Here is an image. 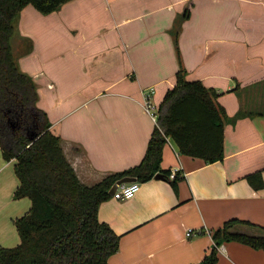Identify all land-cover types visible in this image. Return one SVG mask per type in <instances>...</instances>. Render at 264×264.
<instances>
[{"label":"crops","instance_id":"obj_1","mask_svg":"<svg viewBox=\"0 0 264 264\" xmlns=\"http://www.w3.org/2000/svg\"><path fill=\"white\" fill-rule=\"evenodd\" d=\"M16 33L19 49L27 37L32 41L19 67L33 78L36 104L84 184L140 161L155 124L142 92L152 87L157 104L179 66L185 79L216 90L229 117L217 160L181 153L166 136L159 165L178 166L174 187L153 175L139 180L131 197L117 199L110 189L118 178L112 183L97 212L119 234L108 264H192L223 220L264 227V0H66L47 13L28 3ZM13 163L0 149L4 246L19 242L13 219L30 206L29 197H13L19 182ZM257 169L262 185L254 188L244 175ZM214 264H264V251L223 240Z\"/></svg>","mask_w":264,"mask_h":264},{"label":"trees","instance_id":"obj_2","mask_svg":"<svg viewBox=\"0 0 264 264\" xmlns=\"http://www.w3.org/2000/svg\"><path fill=\"white\" fill-rule=\"evenodd\" d=\"M65 1L0 0V149L4 159H14L19 182L13 197L30 199L28 210L13 219L20 240L11 246L0 245V264H108V256L118 248L119 234L97 212L117 178L131 175L142 181L160 172L168 179L169 169L159 165L166 136L179 152L205 162L222 156V128L229 117L215 99L216 90L198 79H185L179 66L173 84L157 103V119L140 161L91 185L81 182L64 154L60 136L50 129L45 110L36 104L33 78L19 67V54L32 41L27 37L16 54L11 46L24 5L30 3L47 13ZM185 13L186 8L180 18ZM179 23L177 19L172 30L174 41ZM240 114L237 111L232 118ZM244 176L252 187L262 185L259 169ZM174 178H169L173 187ZM240 225L263 228V233L236 229ZM210 235L212 244L192 264H214L216 246L223 240H237L264 251V227L247 219L227 218Z\"/></svg>","mask_w":264,"mask_h":264},{"label":"built area","instance_id":"obj_3","mask_svg":"<svg viewBox=\"0 0 264 264\" xmlns=\"http://www.w3.org/2000/svg\"><path fill=\"white\" fill-rule=\"evenodd\" d=\"M153 92V88L150 87L142 92V106L144 110L152 117V119L156 122L157 119V104L151 100V94ZM178 166L170 167L168 170V178H173L175 173L178 171ZM140 187L139 180H130L127 182H122L117 184L116 188L112 192V196L117 199H123L131 197ZM186 234L189 233V229H186Z\"/></svg>","mask_w":264,"mask_h":264},{"label":"water","instance_id":"obj_4","mask_svg":"<svg viewBox=\"0 0 264 264\" xmlns=\"http://www.w3.org/2000/svg\"><path fill=\"white\" fill-rule=\"evenodd\" d=\"M155 177H162L161 173L160 172H156L154 174ZM136 179L135 176H131V175H124L120 178H118L115 183L112 185L111 189H110V192H113V190L116 188L117 184L119 183H122V182H125V181H129V180H134Z\"/></svg>","mask_w":264,"mask_h":264},{"label":"rangeland","instance_id":"obj_5","mask_svg":"<svg viewBox=\"0 0 264 264\" xmlns=\"http://www.w3.org/2000/svg\"><path fill=\"white\" fill-rule=\"evenodd\" d=\"M17 33H15L12 38H11V46H12V50L13 52L16 54V52L19 50V42L16 41V38L17 37Z\"/></svg>","mask_w":264,"mask_h":264}]
</instances>
